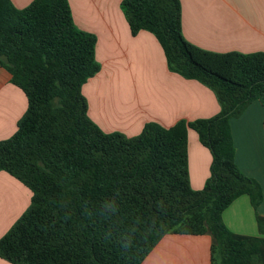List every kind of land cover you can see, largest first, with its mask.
Returning a JSON list of instances; mask_svg holds the SVG:
<instances>
[{
  "label": "trees",
  "instance_id": "1",
  "mask_svg": "<svg viewBox=\"0 0 264 264\" xmlns=\"http://www.w3.org/2000/svg\"><path fill=\"white\" fill-rule=\"evenodd\" d=\"M134 35L153 34L169 70L210 88L217 114L135 135L105 132L87 114L82 84L99 70L95 35L78 29L67 0H0V65L25 95L15 131L0 140V171L31 191L0 236L12 264H140L167 233L209 234L211 264H264V236L237 235L223 210L260 185L234 161L229 119L254 99L264 107V53L213 52L181 32L179 0H121ZM264 125V122H263ZM211 154L210 174L191 188L187 129ZM264 234V217L256 215Z\"/></svg>",
  "mask_w": 264,
  "mask_h": 264
},
{
  "label": "crops",
  "instance_id": "2",
  "mask_svg": "<svg viewBox=\"0 0 264 264\" xmlns=\"http://www.w3.org/2000/svg\"><path fill=\"white\" fill-rule=\"evenodd\" d=\"M22 8L32 0H10ZM75 26L95 35L99 70L81 86L87 114L103 131L137 134L146 122L169 127L218 113L213 91L195 79L169 70L153 34H132L121 11V0H67ZM181 32L190 43L213 52L264 53V0H179ZM0 65V140L15 131L27 107L24 93ZM264 107L248 103L229 119L234 161L258 182L257 208L247 195L235 198L222 212L227 229L237 235L264 236L256 215L264 217ZM211 154L196 131L187 129V170L191 188L201 189L210 174ZM31 191L0 171V236L30 203ZM12 223V224H11ZM209 234L167 233L140 264H211ZM0 264H7L0 259Z\"/></svg>",
  "mask_w": 264,
  "mask_h": 264
},
{
  "label": "rangeland",
  "instance_id": "3",
  "mask_svg": "<svg viewBox=\"0 0 264 264\" xmlns=\"http://www.w3.org/2000/svg\"><path fill=\"white\" fill-rule=\"evenodd\" d=\"M14 221H15V220H14ZM14 221H13V222H14ZM13 222H12V223H13ZM12 223H11V224H12ZM4 233H5V232H4ZM0 259H2V258H0ZM2 260H3L4 262H6L7 264H12V263H10L9 261H7V260H5V259H2Z\"/></svg>",
  "mask_w": 264,
  "mask_h": 264
}]
</instances>
